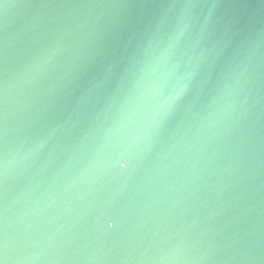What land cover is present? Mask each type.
Listing matches in <instances>:
<instances>
[{
  "label": "water",
  "instance_id": "obj_1",
  "mask_svg": "<svg viewBox=\"0 0 264 264\" xmlns=\"http://www.w3.org/2000/svg\"><path fill=\"white\" fill-rule=\"evenodd\" d=\"M3 264H264V0H0Z\"/></svg>",
  "mask_w": 264,
  "mask_h": 264
},
{
  "label": "snow or ice",
  "instance_id": "obj_2",
  "mask_svg": "<svg viewBox=\"0 0 264 264\" xmlns=\"http://www.w3.org/2000/svg\"><path fill=\"white\" fill-rule=\"evenodd\" d=\"M0 264H3V262H2V261H0Z\"/></svg>",
  "mask_w": 264,
  "mask_h": 264
}]
</instances>
